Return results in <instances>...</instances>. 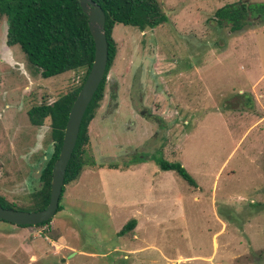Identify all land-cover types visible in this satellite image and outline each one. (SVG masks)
<instances>
[{
	"label": "rangeland",
	"instance_id": "rangeland-1",
	"mask_svg": "<svg viewBox=\"0 0 264 264\" xmlns=\"http://www.w3.org/2000/svg\"><path fill=\"white\" fill-rule=\"evenodd\" d=\"M158 2L159 27L113 28L116 56L88 126L94 166L65 185L47 225L0 221V264H264V24L235 34L214 17L264 0ZM6 29L0 16V195L28 208L53 145L49 120L33 127L27 111L84 72L42 78ZM156 158L179 162L196 186Z\"/></svg>",
	"mask_w": 264,
	"mask_h": 264
},
{
	"label": "trees",
	"instance_id": "trees-1",
	"mask_svg": "<svg viewBox=\"0 0 264 264\" xmlns=\"http://www.w3.org/2000/svg\"><path fill=\"white\" fill-rule=\"evenodd\" d=\"M101 7L105 15V35L108 44V60L104 77L89 103L79 128L77 141L68 162L64 186L59 197L56 213L63 208L60 204L65 185L76 181L85 166H94L86 159L89 144L88 126L103 99L106 78L116 56V43L112 32L116 24L132 26L139 31L152 30L167 21L158 0H92ZM0 16L7 22L6 45L18 46L27 63L39 70L44 79L60 76L70 71H83L79 85L61 95L51 104L35 105L27 111L30 125L41 127L49 120L52 154L40 173L41 189L31 194L28 208H19L8 203L0 195V206L19 211H40L47 207L50 198L51 171L60 153L68 114L81 86L83 85L94 58V44L88 29V19L82 13L78 0H0ZM219 25H225L232 33H240L254 25L264 24V3L237 2L226 4L214 12ZM251 100V99H250ZM141 162L140 159H137ZM159 169L173 171L190 186H196L193 177L179 162L156 158ZM110 169L118 166L110 165ZM127 166L124 168L126 169ZM55 213V214H56ZM51 220L36 225L42 227ZM136 220L131 219L118 232L121 236L131 232ZM27 228L31 226H18Z\"/></svg>",
	"mask_w": 264,
	"mask_h": 264
},
{
	"label": "water",
	"instance_id": "water-1",
	"mask_svg": "<svg viewBox=\"0 0 264 264\" xmlns=\"http://www.w3.org/2000/svg\"><path fill=\"white\" fill-rule=\"evenodd\" d=\"M82 13L88 19V29L94 44V58L89 73L70 108L65 125L62 145L51 171L50 198L47 207L40 211H19L0 206V221L15 226H36L52 220L64 186V176L74 150L83 115L101 83L108 60L105 35V15L92 0H78Z\"/></svg>",
	"mask_w": 264,
	"mask_h": 264
},
{
	"label": "crops",
	"instance_id": "crops-1",
	"mask_svg": "<svg viewBox=\"0 0 264 264\" xmlns=\"http://www.w3.org/2000/svg\"><path fill=\"white\" fill-rule=\"evenodd\" d=\"M134 237V236H133ZM74 251V250H73ZM75 255L76 254V252L74 251L71 255ZM70 255V256H71ZM181 259H183V260H185V259H187V258H183V257H181V256H179ZM210 259H212V256H209V257H207V258H205V259H201V260H210ZM173 261H176V260H173Z\"/></svg>",
	"mask_w": 264,
	"mask_h": 264
}]
</instances>
